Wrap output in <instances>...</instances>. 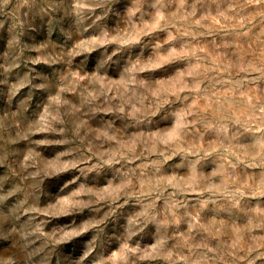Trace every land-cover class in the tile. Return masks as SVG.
Returning a JSON list of instances; mask_svg holds the SVG:
<instances>
[{
  "label": "rangeland",
  "instance_id": "1",
  "mask_svg": "<svg viewBox=\"0 0 264 264\" xmlns=\"http://www.w3.org/2000/svg\"><path fill=\"white\" fill-rule=\"evenodd\" d=\"M0 264H264V0H0Z\"/></svg>",
  "mask_w": 264,
  "mask_h": 264
}]
</instances>
